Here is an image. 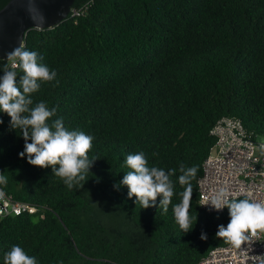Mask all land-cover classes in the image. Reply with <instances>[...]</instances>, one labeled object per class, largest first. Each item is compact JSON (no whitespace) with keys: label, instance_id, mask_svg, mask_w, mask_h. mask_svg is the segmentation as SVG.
Masks as SVG:
<instances>
[{"label":"trees","instance_id":"trees-1","mask_svg":"<svg viewBox=\"0 0 264 264\" xmlns=\"http://www.w3.org/2000/svg\"><path fill=\"white\" fill-rule=\"evenodd\" d=\"M87 2L57 26L28 29L22 48L57 73L31 107L43 101L57 110L49 124L62 117L67 129L92 136L96 160L83 187L69 190L51 167L19 157L20 130L0 112V189L36 208L0 216V264L13 245L37 264H196L226 244L216 232L230 220L227 207L209 212L198 203L212 127L234 116L264 138V0H74L71 8ZM5 65L0 59V76ZM14 70L18 84L23 73ZM139 152L149 167L176 169L167 213L160 197L144 209L127 186L114 188L130 171L126 156ZM181 164L198 169L187 233L173 213Z\"/></svg>","mask_w":264,"mask_h":264},{"label":"clouds","instance_id":"clouds-1","mask_svg":"<svg viewBox=\"0 0 264 264\" xmlns=\"http://www.w3.org/2000/svg\"><path fill=\"white\" fill-rule=\"evenodd\" d=\"M7 60L11 61L12 69L5 65L3 75L0 76V112L10 117L11 130H20L24 150L18 154L19 157H27L28 164L39 168L51 167L53 174L59 177L69 190L74 187L82 188L96 160L88 156L93 137L80 130L67 129L62 117L52 120L49 124L51 118L56 116L57 110L49 109L43 101L31 107L32 94L39 91L42 82L54 81L57 73L39 62L37 52L22 47H16L8 53ZM17 67L23 73L19 76L18 84L17 72L14 70ZM0 123L3 121L0 120ZM125 164L130 171L114 188L118 190L120 186H127L128 198L134 196V203H139L144 209L156 206L157 197H160L158 208L167 213L175 194L171 177L176 173V169L166 172L162 168L149 167L143 152L128 154ZM197 171L195 166L185 168L181 164L179 167L181 174L178 183L184 191L180 193V202L173 206V213L175 222L185 233L194 225L190 215L191 181L196 178ZM6 183L7 177L3 173L0 174V185ZM209 204L216 211L228 208L229 223L227 226H218L216 237L223 238L233 247L240 248L242 243L249 242L252 237L257 236L258 230L264 232V202L251 198L230 199L228 191L222 189L213 196ZM201 239H206L204 233L201 234ZM3 259L4 264H37L36 258L27 255L19 245H13L4 254Z\"/></svg>","mask_w":264,"mask_h":264},{"label":"built area","instance_id":"built-area-1","mask_svg":"<svg viewBox=\"0 0 264 264\" xmlns=\"http://www.w3.org/2000/svg\"><path fill=\"white\" fill-rule=\"evenodd\" d=\"M88 2L70 8V16L85 11ZM68 13V14H69ZM12 68L8 61V68ZM216 142L202 163L198 178V203L206 211H216L209 204L220 190H227L230 199L240 197L264 202V142L252 138V133L234 116L221 117L211 129ZM36 208L26 202L15 200L0 189V216L19 215ZM196 264H264V232L240 248L231 244L212 248Z\"/></svg>","mask_w":264,"mask_h":264},{"label":"water","instance_id":"water-1","mask_svg":"<svg viewBox=\"0 0 264 264\" xmlns=\"http://www.w3.org/2000/svg\"><path fill=\"white\" fill-rule=\"evenodd\" d=\"M74 0H9L0 8V59L22 47L30 28L48 29L64 21Z\"/></svg>","mask_w":264,"mask_h":264},{"label":"rangeland","instance_id":"rangeland-1","mask_svg":"<svg viewBox=\"0 0 264 264\" xmlns=\"http://www.w3.org/2000/svg\"><path fill=\"white\" fill-rule=\"evenodd\" d=\"M257 140L260 141V142H264V138H262V137H258Z\"/></svg>","mask_w":264,"mask_h":264}]
</instances>
